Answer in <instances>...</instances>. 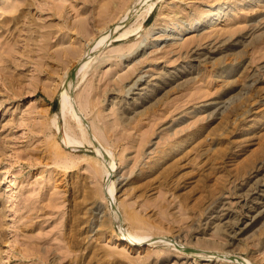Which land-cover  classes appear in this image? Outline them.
<instances>
[{"label":"rangeland","instance_id":"374dc122","mask_svg":"<svg viewBox=\"0 0 264 264\" xmlns=\"http://www.w3.org/2000/svg\"><path fill=\"white\" fill-rule=\"evenodd\" d=\"M136 1L0 0V264H264V0Z\"/></svg>","mask_w":264,"mask_h":264},{"label":"bare ground","instance_id":"6f19581e","mask_svg":"<svg viewBox=\"0 0 264 264\" xmlns=\"http://www.w3.org/2000/svg\"><path fill=\"white\" fill-rule=\"evenodd\" d=\"M154 4H155V2L154 1H151V2H147L146 3V1H144V0H137L136 2H135V7L136 6H138V5H140L138 8H144V10L143 11H141L140 13L142 14L143 12H145V15L146 14H148V13H150L152 10H153V7H154ZM225 8H226V5L225 4H223V3H220V4H218V5H216V6H214L211 10L212 11H208V12H206L204 15L202 14V16L201 17H197V18H194V19H190V20H188V21H186V20H180V19H177V20H175V21H173V23L171 24V26H168V27H166V28H164V29H162L163 31V33H169V34H174L177 30H182V31H189L190 29H194V28H197L198 26H202V25H205L206 23L208 24V23H211L213 20H216V19H219L220 17H222L223 15V12H224V10H225ZM139 11V10H138ZM137 11V12H138ZM132 15V14H131ZM131 15H129L128 16V14L123 18V20L121 21V23L120 24H125L130 18H132L133 16H138V15H140V14H135V13H133V16H131ZM198 15V14H197ZM153 29H149V31H148V34L152 31ZM112 32H113V29H111V30H106V31H104L103 33H102V36L99 38L100 40H103L106 36H108V35H110V34H112ZM128 32H126L125 34H123V36H125L126 34H127ZM148 39V38H147ZM145 44H147V40H145V41H143V42H141L139 45H136V47L135 48H132V47H130L129 49H128V51H130L129 53L127 52V53H124V54H122V55H120V54H118L117 56L121 59V60H123L124 58H127V57H130V56H132L136 51H138V50H140V49H142V48H144L145 47ZM118 51H121L122 49H117ZM236 53V52H235ZM234 53V54H235ZM83 54V53H82ZM81 54V52L78 54V56L76 57V63L74 64V63H72V65L68 68V76H69V78H68V81H70L72 78H74L75 77V79L77 78V79H80L81 78V80H82V77H84L85 76V74L88 72V67L90 66V61H91V59L92 58H89V57H86L85 55L81 58L80 57V55H82ZM116 56V57H117ZM235 56H236V54H235ZM234 56V57H235ZM239 56V55H238ZM81 59H80V58ZM241 57V56H240ZM79 58V59H78ZM232 58H233V56H232ZM237 58H239V57H237ZM242 58V57H241ZM119 59V60H120ZM198 59H201V58H198ZM236 59V58H235ZM234 59V60H235ZM240 59V58H239ZM230 60V59H229ZM238 60V59H237ZM236 60V61H237ZM116 60H114V62H115ZM203 61V60H202ZM217 61V60H216ZM218 61H220L219 59H218ZM221 62V61H220ZM216 63V66H219L221 63ZM225 62V61H224ZM202 63V62H201ZM223 63V62H222ZM74 64V65H73ZM213 66H215V64L213 65ZM213 66H212V68H213ZM216 68V67H215ZM214 69V68H213ZM141 78H142V76L140 75V78H137L136 80H134V81H132L133 83H131L130 85H128L127 84V86H130L129 87V90H131V89H133L136 85H137V83L141 80ZM74 80V79H73ZM67 81V82H68ZM67 82H66V85H65V87H64V89H63V92H62V94H61V98H60V104H59V110L62 112V113H64V114H66V112L67 111H70V109L68 108V105H69V97H70V93L67 91V87H68V84H67ZM71 86V85H70ZM125 87H126V85H125ZM138 89V88H137ZM145 89H146V87H145ZM85 101H86V99H85ZM223 107V106H222ZM72 114H73V116L76 118V119H78L79 117H78V114L75 112V110H73V112H72ZM120 118H121V116H120ZM124 118V117H123ZM79 120V119H78ZM125 121V120H124ZM95 126V125H94ZM80 129H81V131H82V135H83V139L84 140H87L86 139V137H85V130H84V128H83V126L80 124ZM72 129V128H71ZM73 130V129H72ZM99 131V130H98ZM74 132V131H73ZM81 133V132H80ZM100 133V132H99ZM76 134V133H75ZM98 134V133H97ZM189 134V133H188ZM188 134H187V136H188ZM77 137H79L78 135H76ZM99 136V135H98ZM194 136V135H193ZM81 137V136H80ZM96 138H97V135H96ZM79 139H82V138H79ZM75 140V139H73V137H70V139L68 140L67 139V144H71V143H73V141ZM57 141V140H56ZM75 141H77V140H75ZM74 141V142H75ZM78 142V141H77ZM59 143V142H58ZM79 143H81V142H79ZM176 143V142H175ZM105 147H107V146H105ZM177 148V147H176ZM106 151L107 152H110V151H108V149H106ZM163 152V151H162ZM104 153V152H103ZM161 153V152H160ZM162 155V154H161ZM67 156V155H66ZM105 157H107V159L105 158ZM105 157H101L102 159H100L98 156L96 157V159H94V163H95V167H97L96 168V170H97V172H100L102 175H107L108 176V181H107V183L105 184V186H104V189H103V192L102 193H104V192H106V194H107V196L109 197V199H110V195H111V197H112V194L114 193V190H115V188H116V182L115 181H111V178L113 177V175L115 174L114 172L116 171L115 170V166H116V164L113 162H111L110 161V157L107 155V156H105ZM73 158V157H72ZM166 158V157H165ZM70 159V158H69ZM161 159V158H160ZM68 160V159H67ZM75 160V159H74ZM91 160V159H90ZM165 160V159H164ZM78 161V160H77ZM92 161V160H91ZM72 163H73V161H72ZM70 165H68V167H69ZM146 167V166H145ZM146 171V170H145ZM98 178V177H97ZM99 180V179H98ZM97 180V181H98ZM100 185H101V183H100ZM102 187V186H101ZM101 187H99L100 189H101ZM102 190V189H101ZM89 193H91V192H89ZM88 193V195H90L91 196V194H89ZM101 193V192H100ZM104 195H105V193H104ZM240 196H241V194H239ZM242 195H244V194H242ZM89 196V197H90ZM260 196V195H259ZM246 198V197H245ZM259 199V198H258ZM245 200V199H244ZM255 200V199H254ZM258 201V200H257ZM248 202V201H247ZM246 203V202H245ZM259 203V202H258ZM262 203V202H261ZM254 204V203H253ZM224 205V204H223ZM261 205V204H260ZM245 206V205H244ZM255 206V205H254ZM253 206V207H254ZM224 207V206H223ZM252 207V206H251ZM262 207V206H261ZM261 207L259 208V209H261ZM247 208V207H246ZM255 208V207H254ZM124 209H125V212L127 213V216L129 217V219H131V221L135 224V225H142V224H144L145 223V220L143 219V218H141V216H139L136 212H134V211H130L129 212V210H128V208H127V206H126V208L124 207ZM219 209V208H218ZM252 209V208H251ZM226 210V209H225ZM244 210V209H243ZM247 211V210H246ZM245 211V212H246ZM221 213V212H220ZM256 213H257V211H256ZM255 213V214H256ZM223 214V213H222ZM261 214V213H260ZM240 215V214H239ZM245 215V214H244ZM249 215V214H248ZM264 215V214H263ZM217 216V215H216ZM253 216V215H252ZM223 217V216H222ZM249 217V216H248ZM252 218V217H251ZM147 224H149V223H147ZM136 227V226H135ZM146 227V226H145ZM139 229V228H138ZM135 230V229H134ZM110 233V232H109ZM112 233V232H111ZM139 233V232H138ZM107 234V233H106ZM116 234V233H115ZM114 234V235H115ZM264 235V234H263ZM113 236V235H112ZM112 236H111V238H112ZM119 236V235H118ZM110 237V236H109ZM120 238H124L125 239V241L127 242V244H141V240L143 239V237H146V236H143V237H140V235H138L137 233H135V232H133V231H131V230H129L127 233L126 232H121V236H119ZM231 237V236H230ZM118 239V238H117ZM262 239V238H261ZM256 241V240H255ZM261 242V241H260ZM187 249V251L189 250H192V248L190 247V248H186ZM187 253H190V252H187ZM223 253V252H222Z\"/></svg>","mask_w":264,"mask_h":264}]
</instances>
